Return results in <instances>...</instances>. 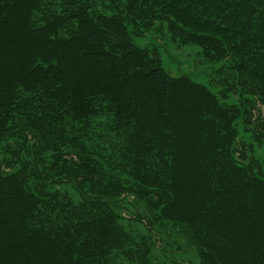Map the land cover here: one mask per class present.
<instances>
[{"label":"trees","instance_id":"trees-1","mask_svg":"<svg viewBox=\"0 0 264 264\" xmlns=\"http://www.w3.org/2000/svg\"><path fill=\"white\" fill-rule=\"evenodd\" d=\"M164 29L209 84L137 44ZM258 148L264 0H0V264H156L169 230L196 264H264Z\"/></svg>","mask_w":264,"mask_h":264},{"label":"rangeland","instance_id":"rangeland-1","mask_svg":"<svg viewBox=\"0 0 264 264\" xmlns=\"http://www.w3.org/2000/svg\"><path fill=\"white\" fill-rule=\"evenodd\" d=\"M141 47L156 46L159 48L164 67L173 75L180 76L184 74L191 75L197 81L209 84L213 75V71L221 67L222 64L207 65L202 60L201 50L196 46H178L173 44L167 34V31H152L147 33L145 37L136 40ZM234 100V99H232ZM241 137L249 141V137L243 134V127H240ZM257 157L264 156V150L257 149ZM68 189V187H67ZM73 194V191L69 189ZM77 199V195L74 194ZM133 198H124L123 203L119 205V211L122 216L123 225L131 230L134 234L143 235L148 233L145 224L137 221L139 215H142L141 206L137 204ZM160 228V227H159ZM161 229V228H160ZM158 231V230H157ZM156 231L153 233L155 235ZM172 235V231H164L162 238L164 242L156 241L154 244V257L159 261L156 264H174L173 260L186 259L196 264L193 248L187 244L181 253L177 251V246L168 245V236ZM176 251V252H175ZM167 256H166V255Z\"/></svg>","mask_w":264,"mask_h":264}]
</instances>
